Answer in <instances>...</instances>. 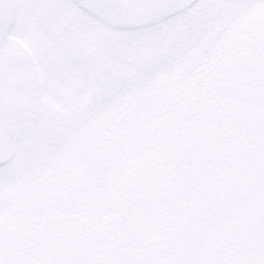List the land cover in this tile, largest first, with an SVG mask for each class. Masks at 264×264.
<instances>
[{"label": "rangeland", "instance_id": "rangeland-1", "mask_svg": "<svg viewBox=\"0 0 264 264\" xmlns=\"http://www.w3.org/2000/svg\"><path fill=\"white\" fill-rule=\"evenodd\" d=\"M13 46L35 54L26 98L37 117L0 155V264L34 250L41 216L65 204L122 244L166 236L171 249L199 255L191 264H264V36L236 30L229 0H197L139 26L112 25L72 0H0V84ZM137 69L148 73L143 87L89 110L98 82ZM214 110L217 135L229 123L242 141L216 142L193 122Z\"/></svg>", "mask_w": 264, "mask_h": 264}, {"label": "flooded vegetation", "instance_id": "flooded-vegetation-1", "mask_svg": "<svg viewBox=\"0 0 264 264\" xmlns=\"http://www.w3.org/2000/svg\"><path fill=\"white\" fill-rule=\"evenodd\" d=\"M262 10V14L264 17V3L261 0H254ZM10 6H12L10 4ZM8 12H14L15 9L7 8ZM85 12V11H84ZM11 13H8L11 16ZM44 25L42 29H47L46 32L41 31V35L39 36L42 40L46 42V37L51 38V34H49V30H52V26L50 25L49 19L43 21ZM42 26V22L40 21ZM264 30L258 37H250L249 38H263ZM6 42V41H5ZM7 46L10 47L11 44L6 42ZM13 43V42H12ZM16 43V42H14ZM13 43V44H14ZM5 45V46H6ZM6 46V47H7ZM14 47V46H13ZM7 48L6 51H8ZM8 52V57H5L2 61L6 64V68L1 75V84H0V101L4 100L7 106L0 105L3 112L8 108L16 109L13 113V119L8 123V125L2 124L0 125V155L6 154L2 150L6 149L7 139L9 144L13 145L15 143H19L24 139L26 134L31 132L32 124L34 122V118L30 120L29 129L22 134L20 138H13L12 134L17 125L18 118L23 114L31 115L34 117L36 115V106L34 110V106L31 105V102L34 103V100L30 98H26L28 95H32L34 93V82L36 81V77L39 76L38 68L36 67V59L33 51L24 52V48L22 46H17ZM23 50V51H22ZM8 65V66H7ZM40 70V75L43 76L45 74L44 70ZM7 97V98H6ZM16 102L13 106L11 103ZM20 105L19 108L16 105ZM29 109H33L30 111ZM12 110V109H11ZM37 116V115H36ZM1 122V121H0ZM5 135L4 137H2ZM14 146V145H13ZM32 146V145H31ZM31 153V152H29ZM30 156V155H28ZM68 197V196H67ZM69 198V197H68ZM70 200V199H69ZM71 201V200H70ZM37 209V206L35 207ZM56 207L51 209L50 212H47L45 215L41 216L39 221L37 222V227L42 218L46 216L53 215H77L79 217L84 218L86 221L94 225L99 231V243L97 247L90 251L88 255H80L79 257L69 258L68 260L58 263V264H191L194 261H198L195 259L198 256L184 255L183 250L171 249L172 242L170 239H166V236H158L154 240L149 239H141V248L134 247L132 239L122 238L125 243H121V236H107V233L100 228V226L92 219H90L87 215H84L82 210L77 211L74 210L70 204H65L61 207L60 211L55 210ZM34 209V212L36 211ZM37 219V218H36ZM35 219V220H36ZM131 237V236H130ZM135 245H136V238ZM123 240V241H124ZM31 241L34 242V250H23L20 249L18 254H14V264H48L43 261V252L39 243V236L36 231V236L31 237ZM149 241V242H147ZM125 244V245H124ZM130 246V248H129ZM19 259H18V257ZM215 261H217L215 256ZM213 261V262H215ZM224 262V259H222ZM206 262V261H205Z\"/></svg>", "mask_w": 264, "mask_h": 264}, {"label": "water", "instance_id": "water-1", "mask_svg": "<svg viewBox=\"0 0 264 264\" xmlns=\"http://www.w3.org/2000/svg\"><path fill=\"white\" fill-rule=\"evenodd\" d=\"M88 13L120 26H139L154 19L171 16L190 7L196 0H73ZM264 2V0H262ZM111 3L115 7L111 13L101 10V3ZM153 4L158 7L129 8L128 5ZM232 20L237 29L250 36H258L264 29L261 9L254 0H230ZM34 106V103L31 102ZM35 108V106H34ZM32 111L33 109H29ZM31 115L23 114L12 134L20 138L30 127ZM166 202L168 194L161 193ZM100 232L76 216L48 217L39 227V241L43 252V261L58 264L69 258L88 255L99 243Z\"/></svg>", "mask_w": 264, "mask_h": 264}, {"label": "snow or ice", "instance_id": "snow-or-ice-1", "mask_svg": "<svg viewBox=\"0 0 264 264\" xmlns=\"http://www.w3.org/2000/svg\"><path fill=\"white\" fill-rule=\"evenodd\" d=\"M114 5L111 3H101L100 8L106 13H111L114 9ZM129 8L136 7H158L153 4H136L128 5ZM148 73L144 70L137 69L128 77H112L110 80L101 81L97 84V90L90 102V111H100L104 108L114 106L122 102L125 91L132 88L143 87L144 81L147 78Z\"/></svg>", "mask_w": 264, "mask_h": 264}, {"label": "trees", "instance_id": "trees-1", "mask_svg": "<svg viewBox=\"0 0 264 264\" xmlns=\"http://www.w3.org/2000/svg\"><path fill=\"white\" fill-rule=\"evenodd\" d=\"M217 38H215L214 39V43L217 41L216 40ZM215 46H217V45H212V50L213 49H216L215 48ZM229 49L228 48H223V49H221L220 51H221V55L222 56H224V53H223V51L224 52H227ZM209 56V55H208ZM211 61H210V59H208V60H205L204 62H203V65L202 66H204V68H206V70H208V65H209V63H210ZM212 63V62H211ZM221 65V64H220ZM220 65L218 66V67H216V70H218L219 68H220ZM210 66H212V64L210 65ZM224 68V67H223ZM205 95H208V94H205ZM205 95H202V96H200L201 97V99H202V101L204 102V99L207 101V102H210L209 101V97H206ZM211 103V102H210ZM211 114V116L210 117H206L205 119H204V117H202V115H201V118H199V119H195L193 122H196L197 123V125L199 126L198 128L199 129H202V131H204V133L206 134V135H208L209 136V138H214V139H216V142L217 141H219V140H221L222 142L224 141V140H228L229 142H233L234 140H236L235 142H238V140H240V141H242L243 140V136H241L242 134H237V133H235L236 134V136L235 135H233L232 134V132H231V130H230V126H229V123H228V126H226V128H224L223 129V131H222V133H223V138H220L217 134H219V132L218 131H216V125L218 124V120L220 121L221 119H222V116H220V115H222L221 113L220 114H218V115H216V111L214 110V112H212V113H210ZM221 121H223V119L221 120ZM236 122L237 123H240V121H237L236 120ZM218 126V125H217ZM233 130V129H232ZM213 136H215V137H213ZM234 142V143H235ZM215 143V142H214ZM188 154H190V155H192V150L191 149H189V151H188ZM184 157L186 158V160L187 159H189L190 157L189 156H187L186 154L184 155Z\"/></svg>", "mask_w": 264, "mask_h": 264}]
</instances>
